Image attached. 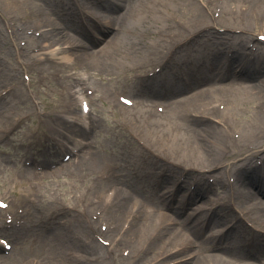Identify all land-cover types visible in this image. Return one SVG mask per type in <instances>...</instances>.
<instances>
[{
    "label": "rangeland",
    "instance_id": "rangeland-1",
    "mask_svg": "<svg viewBox=\"0 0 264 264\" xmlns=\"http://www.w3.org/2000/svg\"><path fill=\"white\" fill-rule=\"evenodd\" d=\"M23 1L31 7L13 12L0 0V264H188L195 250L218 253L213 264H237L243 255L264 264V222L257 216L264 198L245 183L264 174V117L258 116H264V90L234 99L210 94L195 111L156 109L162 96L180 87L170 85L194 68L208 73L203 81L216 77L219 48L223 60L241 51L258 56L256 76L264 80L261 14H249L250 27L234 28L212 5L215 0H166L154 10L158 17L150 14L126 33L107 70L91 51L113 27L115 34L122 29L110 22L122 19L126 5L137 0ZM260 1L216 4L246 9ZM110 3L117 13H110ZM38 7L46 11L45 25H53L44 32L58 43L52 48L40 50L41 29H28L32 16L25 14ZM185 28L195 33L189 38ZM169 38L178 48L162 57ZM71 44L87 52L60 58L76 51L68 49ZM235 72L220 74L215 83L242 85ZM148 77L159 82L145 86ZM188 119L221 132L218 144L206 141L204 128L195 133L206 150L217 145L212 161L188 159V167L187 158L173 154L175 141L186 137ZM194 203L193 210L187 207ZM182 215L221 248L211 249L212 242ZM133 221L137 236L130 240Z\"/></svg>",
    "mask_w": 264,
    "mask_h": 264
},
{
    "label": "bare ground",
    "instance_id": "bare-ground-1",
    "mask_svg": "<svg viewBox=\"0 0 264 264\" xmlns=\"http://www.w3.org/2000/svg\"><path fill=\"white\" fill-rule=\"evenodd\" d=\"M5 5L8 6L9 5L12 7L13 12L17 11V10H22L24 8V10H27L31 7V5L27 4V2H24L23 0H3ZM212 5L215 6V8H219V12L223 15L226 16L227 18H229V20L232 23H229L227 21V24L234 27V28H248L250 27V25H247L249 23V20H251V18H249V14H256L259 15L261 14V16L264 19V14L262 13V11L264 10V0L260 1V2H255L254 6L246 8V9H232V8H226L227 6L224 5H217L216 4V0L215 1H211ZM166 4V0H137L136 5L134 6L133 4L130 5L128 7V5H126V10L125 13H123V18L121 19L120 16H116L115 17V22H110V26L114 24H121L122 25V29H119V32L117 30V34L116 33V28L113 27L112 30H110L109 32H107L108 34H104V38L100 39V43H102V45L99 48H96L95 50H92V56L96 57L100 62H102L106 67L107 70H109L110 68L107 67L108 65H110V60L111 58L114 57V52L116 51V48H118V46L121 45V43L123 42L122 40L124 39L125 35L127 32L132 31L133 27L137 24V22L139 23H143L144 21H146L150 14H153L154 16L158 17L155 14V8H158L159 6H164ZM111 8H110V13L115 14L117 13V11L115 12V8L113 6L112 3H110ZM39 10L31 12V13H27L25 15H31L32 18L29 19L32 20L31 22V26L29 23V27L28 29H32V30H39L41 29L40 33L38 36H36V40L38 43V46L42 45L41 47H48V48H52L54 47V45L58 44H52L51 41V37L47 36L46 33L50 32V28L53 25H45L47 22V16H46V11L44 8L42 7H38ZM115 9V10H114ZM247 12V13H246ZM12 16L21 18V14H10ZM103 15V14H102ZM148 16V18H147ZM106 19V17L104 18ZM262 19V20H263ZM121 21V22H120ZM164 25H166V23H164ZM182 24L177 22V26L180 28ZM109 26H105V29H109ZM181 29V28H180ZM62 30V29H61ZM106 30V31H107ZM185 31H187V36L190 38L195 32L192 29L189 28H185ZM46 32V33H44ZM60 32V31H59ZM58 32V33H59ZM57 33V34H58ZM110 33H112V41H111V45L109 43V38L108 36L110 35ZM54 34V35H57ZM103 34V33H102ZM54 35H50V36H54ZM102 36V35H101ZM44 41H48V44H42ZM168 42L165 44H162V50L164 51V54L162 55V57H164L166 54H169L168 56H172L173 52L176 51V49L178 48L177 45H174V38H169L167 40ZM51 43V44H50ZM95 43V42H93ZM63 44V43H60ZM244 44H239L238 46H241ZM39 47V48H41ZM229 48H232L234 46H228ZM103 48V49H100ZM69 50H76L74 52L68 51L66 52L65 56H61V58H65V59H71L72 56H81L84 55L87 51H82V49H78V47L74 48V45L71 44L68 48ZM245 50L246 52H248L249 54L252 53V50L249 47L245 46ZM223 49L219 48L218 50H216L215 52V58L219 59L217 62V74L216 77H222L220 74H224L226 73L225 70H228V65H226L225 60L222 59V54H223ZM159 51H154L155 54H158ZM53 53L52 51L50 53H48L46 55V57L44 58L45 61L52 59ZM242 55V54H241ZM241 55L236 54L237 59L234 61L236 66L241 65L240 69L238 72V74H234V78L236 79V81H240V83L242 85H238L236 87L233 86H229V87H224L223 84H219L218 83H208L210 84L209 86H204V87H200V84H197L196 86H194L192 89L190 90H186L184 93H181L180 95L178 94L177 96L173 97L172 99H166V100H162L165 105L163 106H157L156 108L159 110H182L185 109L184 106H186V108H188L189 106L192 108V110L195 111V109H200L201 106L200 104H198V101H204V99L208 98V95L210 94H216L218 97L219 96H224L226 98H231L234 99L235 95H248L249 93H251L253 90H255L257 93H260L262 90H264V80L261 79V77L256 76L258 72H256V67L254 66V62L255 61H250V60H246L245 58H242ZM160 55H157L155 57V59H157L158 61L160 60ZM244 67V68H243ZM223 68V69H222ZM256 73V74H255ZM262 74V73H261ZM213 75V74H212ZM220 75V76H219ZM236 75V76H235ZM255 76V77H254ZM0 77L5 78L4 73H0ZM214 77V78H216ZM156 78H146L145 79V86L147 83H149V85L151 86L152 83H158V79ZM211 80V78L209 79ZM213 80V79H212ZM238 84V83H237ZM249 84V85H246ZM200 87V88H199ZM198 88V89H197ZM197 89V90H196ZM195 90V91H194ZM189 93V94H188ZM199 97V98H198ZM198 98V99H197ZM153 99V98H152ZM149 105L152 106L153 103H149ZM154 105V104H153ZM200 106V108H199ZM186 111H184L185 113ZM259 118L263 116V112L259 111L258 114ZM189 122V127L187 129V132L185 134L186 137L181 136L179 138V141H175L174 145L176 147H178L179 145L188 149V152H184V153H180V154H176V152L174 151L175 146L173 148V154L176 156H180L182 158H187L185 161V165L188 167H191L192 163L188 160V159H196V160H192L195 162H202L206 163V160H210L212 161V155L217 152V145L214 146V148H212L211 150H206L205 147V142H203L201 139L197 138L195 136L196 131L198 130V128H204V130H206L207 134H208V138L206 141L209 140L211 142L214 143H219V134L221 136V132L217 129L214 128L212 125L209 124H205V123H200V120L198 119H193L190 120L188 119ZM176 150V149H175ZM206 158V159H205ZM248 165L250 167H254L252 165H250L248 163ZM195 166H198L200 168H205V165H201V164H197ZM215 168H217V166H215ZM259 178V174L258 175H253L251 176V180L252 182H256V180ZM247 184L250 186H252V184L250 182H247ZM177 190V189H176ZM256 190L259 192H263V189L261 187H256ZM187 191V190H185ZM262 204H264L263 201L259 200ZM120 211V209H116L115 212ZM257 211H255L253 209V211L251 212V215L254 216L256 215ZM116 215V214H114ZM114 218H116V216H114ZM257 216L261 219V222H264V212H259L257 214ZM185 220H188V218L185 217V215H183ZM182 217V218H183ZM183 220V219H182ZM110 221L111 223H113L114 219L110 216ZM187 222V221H186ZM135 222L133 221L132 224L130 225V227H128L126 234L128 235V237L130 238V240H132L133 236H137V233H135L136 231V226L134 225ZM208 239L211 241L210 237H213L212 234H209ZM200 252H197L196 250L194 252L191 253V255L185 259V263L189 262L191 264H213V262L211 263L212 259H213V255L216 254L218 255V253H214V254H209V256H212V258H210L209 256L202 254ZM251 256V255H250ZM236 257V256H235ZM240 257V258H239ZM244 257V258H243ZM238 256L236 257V262L237 264H256V260L257 258H253L252 256ZM231 259H233L231 257ZM222 260V258H220V261ZM223 263H225V260H223ZM222 263V264H223Z\"/></svg>",
    "mask_w": 264,
    "mask_h": 264
},
{
    "label": "snow or ice",
    "instance_id": "snow-or-ice-1",
    "mask_svg": "<svg viewBox=\"0 0 264 264\" xmlns=\"http://www.w3.org/2000/svg\"><path fill=\"white\" fill-rule=\"evenodd\" d=\"M85 111H87V108L85 107ZM3 205H0V207H2Z\"/></svg>",
    "mask_w": 264,
    "mask_h": 264
}]
</instances>
